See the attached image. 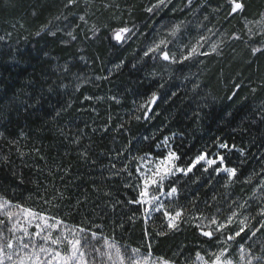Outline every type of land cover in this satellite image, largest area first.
<instances>
[{"label":"trees","instance_id":"1","mask_svg":"<svg viewBox=\"0 0 264 264\" xmlns=\"http://www.w3.org/2000/svg\"><path fill=\"white\" fill-rule=\"evenodd\" d=\"M95 1L97 11L92 19L87 18V24L73 21L79 24V28L74 32L77 39L72 41L64 32H58L55 37L48 33L35 35L54 17L68 15L64 11L66 0H0V36L5 38L0 41V133L5 136V139H0V149L10 161H0V185L8 189V196L12 197V189L17 187L22 177L25 183L17 189L16 196L20 202L38 210L46 209L48 214H57L70 224L94 221L119 243L139 247L144 224L140 219L127 222V217L137 206L111 207L115 200L134 198L136 193L123 187L121 177L105 179L109 172L101 166L108 165L109 157L115 155L111 149L124 148L137 135H154L162 139L163 136L177 134L182 140L176 139L175 144L182 145L180 150L185 153V160L203 151L205 146H211L218 136L229 144L245 148L249 162L241 164L244 158L238 152L229 161V166L240 168L243 174L227 191L233 200L243 202L251 199L260 178L253 177L251 184L242 182L253 170L259 172L264 167V162L257 164L251 159L253 155L259 157L260 152H264V124L253 125L254 120H259L257 108L264 103V87H261L264 84V61L259 60L264 54L254 57L242 39H229L233 33L242 37L243 19L234 15L225 21L230 11L226 0H214L196 16L191 13L202 0H194L187 11L173 13V8L187 2L174 0L162 14L164 21H191V34L196 36L195 24L203 21L207 14L209 19L204 23L217 31L213 39H223L220 56L202 57V64L198 62L176 71L159 61L140 62L136 52L143 43L142 36L135 37L121 48L113 47L106 38L105 25L115 28L123 26L124 22L129 27L135 23L140 33L148 32L157 17L148 19L144 9L157 0ZM105 4L111 7L105 8ZM116 4L120 5L119 9ZM262 4L264 0L246 1L245 14L257 13ZM218 6L221 10L212 13L211 8ZM127 7H132L131 15L126 11ZM69 11L75 12L74 9ZM114 17H120V20ZM57 23L64 27L62 21ZM93 27L99 31L93 34ZM86 35L92 38L86 39ZM121 60H125L127 66L114 70L106 80H96L97 76L107 75V70ZM65 64L70 71H65ZM133 64L138 70L132 68ZM153 72L157 75L153 76ZM77 83L81 84L78 91ZM237 83L242 85L240 89H235ZM248 83L255 84V93ZM162 84L163 88L160 87ZM194 85L199 87L194 88ZM153 91L162 98L151 114L152 119L148 122L130 120L129 113L134 112L135 106ZM172 92L176 95L173 96ZM86 96L93 99L86 100ZM110 97H116V100ZM61 108L66 111L57 117L56 112ZM121 123L126 127L123 134L116 131V125ZM106 124L111 129L108 132L103 131ZM77 137L78 144L75 142ZM9 139L18 140V144L9 145ZM89 145L91 151L85 160L80 153ZM17 147L23 156L18 154ZM132 147L129 156L148 151L143 143ZM155 151L158 153L159 149ZM211 151L216 149L211 148ZM101 152L106 155L101 156ZM126 162L127 157L123 161H115L117 168H122ZM135 166L136 162H133V172ZM122 176L126 177L127 173ZM197 177H200V172H196L184 186L186 191L182 192L184 199L181 203L187 204L199 196L198 206L203 209V202L213 195L221 199L226 191L223 187L226 176L220 177L218 183L213 178L215 174L213 177L205 175L199 181ZM209 179H213L212 185L208 184ZM3 190L0 188V192ZM57 191L64 196L63 201H54L60 205L58 208L44 205L39 199L40 196L51 199ZM30 194L33 200L25 201L23 198ZM78 200L80 205L74 207ZM188 206L191 207L190 204ZM129 207L132 211L128 210ZM255 211L253 207L252 215ZM122 221L125 227H116L113 231L114 224L119 225ZM161 224V217L154 214L150 224L153 233ZM152 244L155 256L173 258L175 264H185V258H189L188 264H193L196 252L204 249L203 238L198 237L187 224L167 238L154 235ZM178 248L183 249V255L174 257ZM231 251L234 257L238 256L235 247Z\"/></svg>","mask_w":264,"mask_h":264},{"label":"snow or ice","instance_id":"2","mask_svg":"<svg viewBox=\"0 0 264 264\" xmlns=\"http://www.w3.org/2000/svg\"><path fill=\"white\" fill-rule=\"evenodd\" d=\"M91 2L92 0H66L64 11L68 15L54 17L47 24L42 25L35 35L48 33L55 37L58 32H64L67 37L75 41L77 36L74 32L79 28V24L73 21L78 20L87 24ZM173 2L174 0H157L156 3L144 9L148 13V19L157 17L148 32L140 33L135 23L129 27L128 23L124 22L123 26L115 28L105 25L108 32L106 38L112 42L113 47L121 48L135 37L142 36L143 43L136 52L140 62L147 64L148 60L153 63L159 61L170 68H175L176 71L198 62L202 64V57H208L211 54L220 56L223 39L213 41L217 31L207 27L204 23L209 19L207 14L203 21L195 24L196 36L191 34L193 30L191 21L186 19L175 22L164 21L162 14ZM193 2L194 0H187L183 6L173 8L172 12L187 11ZM213 2L214 0H202L200 6L191 15L196 16L204 7ZM81 3H83V8L80 7ZM226 3L230 11L225 21L234 15H240L247 29L248 39L244 41L245 45L249 47L254 57L257 54H264V10L256 14V19L249 20L245 15L247 5L244 0H226ZM104 7L109 8L111 5L105 4ZM115 7L119 9L120 5L116 4ZM69 9H74L75 12ZM220 10L219 6L211 8L212 13H218ZM126 11L131 15L133 9L127 7ZM114 19L119 21L120 17H114ZM60 21L63 22L64 27L57 23ZM91 31L94 34L99 29L93 27ZM220 36L223 37V33H220ZM85 38L91 39L92 37L86 35ZM4 39L0 36V41ZM229 39L240 40L242 37L233 33ZM122 66H127L125 60H121L112 69H108L107 75L97 76L96 80L108 79L114 70H119ZM63 67L66 72L70 71L67 64ZM132 68L137 69V65L133 64ZM152 75L156 76L157 73L153 72ZM169 75L171 76V72ZM61 87L67 86L61 85ZM80 87L81 84L77 83L76 90L78 91ZM160 87L163 88L164 85ZM193 87L197 88L199 85ZM241 87L240 83L235 85V89ZM261 87H264V84H261ZM251 91L255 93L257 89L251 88ZM172 95L175 96L176 93L172 92ZM161 98L162 96L157 91H153L143 102L135 106L134 112L129 113L130 120L133 118L137 122L141 119L145 122L151 120V114ZM85 99L92 100L93 97L86 96ZM110 99L116 100V97H110ZM68 107H71V104ZM63 111L66 109L58 110L56 116L59 117ZM136 112L140 114L136 115ZM257 112L259 120H254L253 125L264 124V103L258 106ZM110 123L111 117H109ZM109 124L104 126L103 131L111 130ZM125 130V124L116 125L118 133L123 134ZM127 130L130 133V129ZM20 136L23 137V133ZM0 139H5L3 133H0ZM176 139L182 140V137L173 134L159 139L154 135H137L129 140L124 148L111 149L110 151L115 155L109 157L108 165L101 166L109 172V176L105 179L121 177L124 181L123 187L136 193L134 198L115 200L111 207L115 209L117 205L137 206L135 211L128 208L132 211V215L127 217V222L131 223L140 219L144 224L142 242L139 247L119 243L114 236L104 233L102 225H97L94 221L84 220L81 224H70L57 214H48L46 209L38 210L20 202L16 196L17 189L25 183L21 177L17 187L12 189L11 198L8 196V189L0 185V188L4 189L0 192V264H175L173 258L154 255L153 236L167 238L169 234L180 231L181 227L186 224L190 225L204 242L203 252L199 250L196 252L193 264L197 262L198 264H264V167H261L259 172L253 170L242 182L251 184L253 177L260 178L259 184L253 189L252 198L243 202L233 200L227 189L234 185L243 173L240 168L229 166V161L234 153L238 152L244 158L241 164L249 162L247 150L237 147L235 143L229 144L223 137L218 136L211 146H205L203 151H198V154L190 160H185V153L180 150L182 145L175 144ZM7 142L11 146L18 144L16 139H9ZM75 142L79 143V137ZM141 143L148 151L142 155L129 156L128 154L133 150L132 146ZM211 148H215L216 151L212 152ZM156 149H159L158 153ZM34 150L38 151V149ZM90 151L91 146L89 145L80 155L87 160ZM17 152L21 156L24 155L18 147ZM100 155L104 156L106 153L101 152ZM126 157L127 162L123 167L117 168L115 161H123ZM251 159L257 164L264 162V152H260L259 157L253 155ZM0 161L10 162L9 156L3 154V149H0ZM133 162H136L134 172L131 169ZM196 172H200L197 181L205 175L213 177L215 174L213 178L218 183L220 177L226 176L223 184L226 191L221 199L213 195L210 200L203 202V209L198 206L199 196L187 204L181 203L184 199L182 192L186 191L184 186ZM123 173H127V176H122ZM13 175H16L15 171ZM208 184L212 185L213 179H209ZM105 195L112 196L111 193H105ZM23 199L31 201L33 196L30 194ZM39 199L44 205L58 208L60 205L55 204L54 201H63L64 196L63 193L57 191L51 199H46L44 196H40ZM80 203L81 201L78 200L74 207H78ZM189 204L191 207L188 206ZM253 207L256 209L255 215H252ZM154 214L162 219V224L155 233L150 227ZM116 227L123 229L125 222L122 221L119 225L114 224L113 231ZM233 247L236 248L238 259L232 254ZM257 248H259L258 253ZM182 255L183 249L181 248L174 253V257ZM188 259L185 258V264H188Z\"/></svg>","mask_w":264,"mask_h":264},{"label":"rangeland","instance_id":"3","mask_svg":"<svg viewBox=\"0 0 264 264\" xmlns=\"http://www.w3.org/2000/svg\"><path fill=\"white\" fill-rule=\"evenodd\" d=\"M246 1H248V0H244V2L246 3ZM81 6H83V3H81ZM80 6V7H81ZM82 8V7H81ZM261 10H264V4H262L261 5V7H260V9H259V11L257 12V13H254L253 15H251V16H247L246 14V16H247V18L249 19V20H254V19H256L257 18V15L256 14H258ZM97 11V2L95 1V0H92V2H91V4L89 5V9H88V15H87V18H89V19H92V17H93V15L95 14V12ZM238 17H241L240 15H238ZM242 18V17H241ZM172 22H175L176 20H171ZM166 22V21H165ZM244 31H243V33H242V40H243V42L245 41V40H247L248 39V37H247V35H246V32H247V29H246V27L243 29ZM258 39V42H259V38H257ZM215 40H218V39H216V38H214L213 39V41H215ZM206 50H207V48H206ZM259 60H261V62L262 61H264V55H263V57H261ZM250 83H248V85H249ZM249 88H255V84H251V85H249ZM235 258H237L238 259V256H236Z\"/></svg>","mask_w":264,"mask_h":264}]
</instances>
